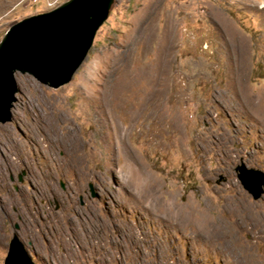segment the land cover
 <instances>
[{
	"label": "rangeland",
	"instance_id": "obj_1",
	"mask_svg": "<svg viewBox=\"0 0 264 264\" xmlns=\"http://www.w3.org/2000/svg\"><path fill=\"white\" fill-rule=\"evenodd\" d=\"M66 1L0 0V42L15 23ZM14 80L11 119L0 129L11 127L30 146L41 173L34 181L8 152L9 187L0 188V197L9 194L19 207L2 217L0 264L14 237L33 264H227L219 251L192 249L183 234L158 228L130 202L125 182L136 171L180 204L209 208L218 219L230 221L222 209L236 198L264 217V193L254 199L238 171L264 173L257 108L264 109V0H115L67 84L54 89L19 71ZM37 95L71 115L84 140L97 143L95 177L62 173L30 130L18 126V116L31 122L25 97ZM104 101H111L110 115L101 110ZM95 115L107 134L114 127L124 132L123 151L99 137ZM115 224L141 228L149 238L139 246L132 238L126 247L110 244L118 237ZM77 228L90 237L85 249L72 243ZM253 232L243 230L239 238L264 264V233Z\"/></svg>",
	"mask_w": 264,
	"mask_h": 264
},
{
	"label": "bare ground",
	"instance_id": "obj_2",
	"mask_svg": "<svg viewBox=\"0 0 264 264\" xmlns=\"http://www.w3.org/2000/svg\"><path fill=\"white\" fill-rule=\"evenodd\" d=\"M21 80L22 83L31 82L29 78H22ZM35 86L37 87V85ZM84 92V95L90 100L92 93L88 90ZM24 101L29 107L31 122H25L18 116V126L30 130L33 141L47 149L46 153L53 165L61 170L62 173L73 174L83 180L95 177V169L91 167V163L98 155L99 147L96 142L92 140L86 141L81 137L71 115L57 107V105H54L52 101L42 98L41 95H37L36 98L25 97ZM110 102H107V104L104 101L101 106V110L104 111L105 115L111 114ZM248 103L250 104V102ZM259 107L257 105L259 121L264 125V109H260ZM89 112L90 114L92 113L91 111ZM94 117L98 122L99 137L104 140L106 137H110L111 141L117 142L120 150L123 151L126 147V135L120 127H114L117 129L112 131L111 134H107L105 132V125H101L102 119L97 115ZM130 120L134 121L133 119ZM10 150L14 151L15 158L27 168L31 179L33 178L36 181L41 172H37L32 166V161L29 157L30 146L18 138L11 127L5 126L0 129V188L9 187V160L11 157H9L8 152ZM125 185L127 186L126 192L130 198V202L136 208H141L147 212L148 219L154 222L158 228L167 231L169 234L174 232L183 234L190 241L192 249L194 247L206 246L208 250L219 251L225 256L227 264H263L255 252L247 244V246L244 245L239 238V233L243 230H250V232L251 230H255L259 234L264 233V217L253 213L250 206L244 200L236 198L234 201H229L223 206L222 210L230 215V221H226L213 217L212 214L211 216V209L209 208H201L191 203L180 204L174 193H164V190H161V187H159L160 185L158 186L157 180L141 172L136 171L135 174H132L129 180L125 182ZM17 207H19V201L16 198L9 194L0 197V242H2V217L9 215L11 209L17 211ZM114 228L118 237L115 239L111 238L109 240L110 244L116 243L126 247L128 238H132V243L139 246L142 244V240L149 238L141 228L129 225L120 227V225L116 224ZM96 240L95 238V242ZM89 241L90 237L82 234L77 228L72 241L73 245L77 248L85 249L87 248L85 245H88ZM68 244L71 245V243ZM158 250L156 248L154 253L161 260L164 256V251L163 249Z\"/></svg>",
	"mask_w": 264,
	"mask_h": 264
},
{
	"label": "water",
	"instance_id": "obj_3",
	"mask_svg": "<svg viewBox=\"0 0 264 264\" xmlns=\"http://www.w3.org/2000/svg\"><path fill=\"white\" fill-rule=\"evenodd\" d=\"M115 0H68L57 8L12 25L0 42V122L11 119L17 92L14 73H29L57 89L67 84L90 50ZM244 188L259 199L264 173L239 168ZM4 264H33L21 243L10 241Z\"/></svg>",
	"mask_w": 264,
	"mask_h": 264
}]
</instances>
